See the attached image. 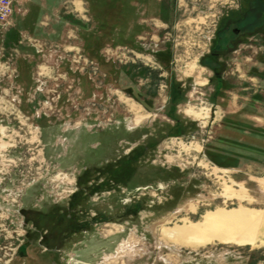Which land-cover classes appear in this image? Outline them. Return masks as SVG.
I'll list each match as a JSON object with an SVG mask.
<instances>
[{
    "label": "rangeland",
    "instance_id": "rangeland-1",
    "mask_svg": "<svg viewBox=\"0 0 264 264\" xmlns=\"http://www.w3.org/2000/svg\"><path fill=\"white\" fill-rule=\"evenodd\" d=\"M94 1L99 0H24L13 14V26L0 29V128L5 129L0 137V264L12 263L31 227L30 212L65 213L78 172L106 166L117 176H96L95 192H82L76 208L94 216L96 224L73 241L79 244L68 245L45 264H264V131L253 128L250 118L254 104L264 107V0H125L130 10L126 32L154 43V50L168 48L173 75L135 49H100L98 57L109 59L112 68L110 85L100 89L101 112L90 114L94 102L82 98L79 117L63 118L61 112L71 113L82 96L89 74L96 73L97 83L104 79L82 47L96 34L88 17ZM226 13L242 17L236 28L252 33L248 45L232 55L219 93L201 56ZM220 37L219 49L233 34L228 28ZM175 79L186 84V95L174 108L169 83L175 86ZM147 97L153 111L140 101ZM243 105L246 111L238 113ZM195 107L209 108L206 124L184 113ZM43 113L52 117L38 119ZM93 118L109 132L90 140L85 123ZM242 131L252 136L245 138ZM239 137L244 146H238ZM173 140L198 144L202 152L183 154L171 146ZM98 141L96 158L88 160ZM203 160L202 170L198 162ZM255 162L260 166L254 172L248 165ZM212 168L219 171L211 174ZM101 180L106 188L99 187ZM228 187L231 197L225 194ZM239 208L259 211L262 218L247 229L253 243L214 240L182 247L162 235L163 229L200 221L208 211Z\"/></svg>",
    "mask_w": 264,
    "mask_h": 264
},
{
    "label": "flooded vegetation",
    "instance_id": "flooded-vegetation-1",
    "mask_svg": "<svg viewBox=\"0 0 264 264\" xmlns=\"http://www.w3.org/2000/svg\"><path fill=\"white\" fill-rule=\"evenodd\" d=\"M126 4L127 2L125 0H99L90 3L92 7L90 8V11L88 10V17L93 22L96 34L93 33L90 40L82 41V47L84 49L83 53L87 58L91 60V63L97 67V70L101 75H103L104 79L102 80L103 82L97 83L98 76H96V73H93L92 76L89 74L86 77L89 83L86 86L81 85L82 96H79L75 100L76 104L72 106L71 113L64 114L60 111V107L56 105L55 109L57 110L55 111L61 112V114H63V118L79 117L80 104L78 103V99L82 98H87L94 102L93 104L88 106L87 111H89L90 114H93V116H95L97 112H101L99 100H101L102 98H99V96L102 95V91L100 89L104 88L105 90V86L110 85V72L112 68L108 63L110 61L109 59L100 60V57H98V54H101L99 51L100 49H107L117 46L132 48L137 51V55L139 56H144L143 54L151 56V58H153L157 65H159L165 71H168L170 74H172L175 70L173 61L170 59V56H167L169 55L168 48L154 50L153 46L157 47L154 43L151 42L147 44L141 42V37L126 32V24L129 21L127 13H129L130 11L125 8ZM144 13L145 11H143L141 15H144ZM241 18L242 17L234 18L232 13H226L224 16H222V18L219 19L218 26L215 31V40H213V42L211 43L209 50L204 52V54H202L201 56V62L204 68L211 71L212 76L216 81L217 86L219 87V93L223 91L222 89L224 88L226 82L225 77L230 69L229 61L231 60L232 55L241 52V48L248 45V36L250 33H252L250 32V30L246 32H240L236 28L235 21L242 20ZM228 28L229 31L233 34V37L227 38L223 45V48L219 49L218 46H216V41H218L217 38H221L220 34H224ZM113 35L121 39L112 40L111 38ZM40 69L39 75H41ZM79 71V68L74 70V74L76 75V77H78L76 72L79 73ZM138 74L139 76H143V70L140 69ZM42 76L44 75L42 74ZM35 82H38V79L35 80ZM173 83L175 86H172L171 83H169V100L170 107L175 108L176 103L182 102L183 98L186 95V84H183L181 86V80L176 79ZM131 84L132 83H130V85ZM76 85L80 89V82L78 79ZM179 87H181L182 89H180ZM125 89L128 92L132 93V95L134 94L132 87L125 86ZM139 91L140 90H137V92ZM104 92L105 91H103V93ZM96 97L98 101H96ZM140 101L143 103L147 102L144 104L146 110H154L153 105L150 104V97H147L146 99L143 98V100ZM24 112L29 116V111L25 110ZM52 115L54 116V114ZM50 117L52 116L43 113L38 119H50ZM93 119L89 120V122L86 121L85 123L90 128V130H88V132H90V140L93 138L95 139L96 137H101L102 135L109 132V130H105V128L101 127L100 121ZM53 122L54 124L57 123V121L55 120ZM48 123L50 125L51 122L49 121ZM73 123L77 124V122ZM109 123H111L110 120L107 121V124L110 126ZM57 125L60 127L61 122H58ZM45 128L46 127H44V129ZM178 134L181 135L180 132ZM101 146L102 141H98L97 145L94 148L93 146H91L90 148L94 149V153H89L87 159L93 160V158H96V154H98L97 152L100 150ZM124 155H128V153ZM125 169L124 171H126ZM102 175H113L112 171L110 170V166H106V168L98 172L90 167L83 168L82 172H78L75 180L76 189L71 199H69L70 208H68L65 213L59 211L56 213H52V215H49V212L47 211H35L32 215V213L30 212L31 216L28 219V223H30L31 227L27 229L23 242L18 246L17 252L16 254H14V257L11 258V264H15L17 260H23L24 264H42V262L45 264L46 260H51L53 256L56 257V254H60L61 250H63L68 245L79 244L80 241H77L75 243L73 241L80 235L86 234V232L96 224V220L94 216H90L89 213H87L85 210L80 211L76 210V208L79 207L78 204H80L81 199H83L81 195L82 192L86 193L88 196H90L92 192H95L97 187L95 181L96 176L99 177ZM113 176H117V173L115 172ZM101 183H103V185H100L99 187L106 188V184H104L103 180H101ZM39 249H42L41 251L45 252L46 254L39 256V253H41Z\"/></svg>",
    "mask_w": 264,
    "mask_h": 264
},
{
    "label": "bare ground",
    "instance_id": "bare-ground-1",
    "mask_svg": "<svg viewBox=\"0 0 264 264\" xmlns=\"http://www.w3.org/2000/svg\"><path fill=\"white\" fill-rule=\"evenodd\" d=\"M77 11H81L79 7ZM40 73L42 75L46 72L43 73L42 71H40ZM130 106L134 108L133 105H130ZM133 110H136V108ZM13 111H11L10 113L12 115L17 116L19 119H21V117L19 115H16L15 111L14 112ZM209 112H210L209 108L207 107L196 108V109L187 108L184 110V113L187 116H191L192 118L194 117L197 120L198 119L202 120L205 124L207 122V119H209L208 118ZM4 134H5V129L0 128V137L4 136ZM32 141H35V140H32ZM170 144L172 147H176L179 152H183V154L192 153L193 155V154H199L200 152H202L201 147L198 144H193L191 142H182L180 140H173V141H170ZM198 165L201 166L203 170V168L205 169V167L207 166V163L204 162L203 160V161H199ZM216 171H219V169L212 168L211 174L215 175ZM225 194H227L226 197L232 196L233 193H231L230 187L226 189ZM261 221H262V218L259 214V211H256V210L239 208L238 210H234V211H225L223 209H215L213 211H208L205 214H203L200 221H197L195 223L190 222L188 225H179L178 227L173 228L171 230L163 229L162 235L168 240H171L177 246H182V247L191 245L193 242L194 243L196 242L197 244H203V243H208L214 240H217L223 243H234L237 245H246V244L253 243L251 235L249 234L247 229L249 228L251 224L256 225L258 222H261ZM218 230H220L219 232L221 233H217ZM214 231H217V232H214Z\"/></svg>",
    "mask_w": 264,
    "mask_h": 264
},
{
    "label": "crops",
    "instance_id": "crops-1",
    "mask_svg": "<svg viewBox=\"0 0 264 264\" xmlns=\"http://www.w3.org/2000/svg\"><path fill=\"white\" fill-rule=\"evenodd\" d=\"M22 1H24V0H14V2H13L14 12L17 11V10H19V8L21 7V5H23L22 4ZM74 8H75V6H74ZM258 106H257V104H254L253 105V109L252 110L254 111V115H252L250 118L254 119L255 122L252 124V127L255 128V129H258L259 131H264V115L261 114V113H264V109H263L264 107L262 106V108L259 109ZM245 107H246V105L240 106L237 109V112L238 113L245 112L246 111V110H244ZM233 113H235V112H233ZM261 115H263V117ZM243 117H245V116H243ZM247 118H249V116ZM258 120H260L261 122L258 121ZM242 133H243L242 135L245 136V138L247 137L248 139L252 136L251 133H249L247 131H242ZM263 134H264V132H263ZM263 139H264V137H263ZM241 143H245L244 137H241V138L239 137L237 139V144H238L239 147H240V145H243ZM262 145H264V140L262 142ZM254 155H255V153H254ZM238 160H241V159L238 158ZM254 160H255V158H254ZM259 166H260V164H257L255 162L254 164H249L248 165V168L249 169H252V170L254 169V172H255V171H257V168H259ZM241 169H244V165H242Z\"/></svg>",
    "mask_w": 264,
    "mask_h": 264
},
{
    "label": "built area",
    "instance_id": "built-area-1",
    "mask_svg": "<svg viewBox=\"0 0 264 264\" xmlns=\"http://www.w3.org/2000/svg\"><path fill=\"white\" fill-rule=\"evenodd\" d=\"M14 0H0V29L7 31L13 26Z\"/></svg>",
    "mask_w": 264,
    "mask_h": 264
},
{
    "label": "trees",
    "instance_id": "trees-1",
    "mask_svg": "<svg viewBox=\"0 0 264 264\" xmlns=\"http://www.w3.org/2000/svg\"><path fill=\"white\" fill-rule=\"evenodd\" d=\"M126 1H128V0H126ZM129 3V2H128Z\"/></svg>",
    "mask_w": 264,
    "mask_h": 264
}]
</instances>
